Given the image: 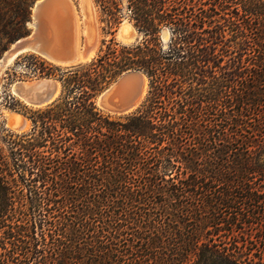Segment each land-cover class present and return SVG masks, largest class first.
<instances>
[{
    "label": "trees",
    "instance_id": "1",
    "mask_svg": "<svg viewBox=\"0 0 264 264\" xmlns=\"http://www.w3.org/2000/svg\"><path fill=\"white\" fill-rule=\"evenodd\" d=\"M38 0H0V57ZM113 35L0 126V264H264V0H97ZM125 18L137 41L115 36ZM135 69V111L98 97Z\"/></svg>",
    "mask_w": 264,
    "mask_h": 264
},
{
    "label": "water",
    "instance_id": "2",
    "mask_svg": "<svg viewBox=\"0 0 264 264\" xmlns=\"http://www.w3.org/2000/svg\"><path fill=\"white\" fill-rule=\"evenodd\" d=\"M61 12L67 15V19L69 21L68 25L71 28L70 33H68V35L64 37L60 32H58L56 29L52 28L50 24H48V21L51 20L50 17L53 14ZM81 12L83 13V16L88 18L83 5H81ZM93 22L94 20L90 22V25L92 27L94 25ZM28 24L30 26H34L33 33L27 37L24 36L20 39H17L10 46V48L5 51L3 57H0V65H2L7 60L8 53L19 52L20 54L22 52L29 51L42 54L44 57L53 62L61 63L62 65H70L77 63L84 58H88L97 45V34H91L87 36L82 52L80 53V51L77 49L76 18L70 2H63L59 0H38L33 7V18L28 22ZM124 35L125 38H129L130 32L126 31ZM133 73L144 74L143 72L135 69L126 71L120 76L119 79L115 80L101 94V96L106 91H108L114 83H118L120 79ZM54 81L57 80L44 78L30 82L28 84L20 82L16 85L15 90L17 88V93L29 105L42 107L49 104L57 96H59L58 87L55 85ZM138 95V91L134 90L133 98H137ZM102 102L104 106H106L108 109H111L112 111H115L114 113L116 114H124L130 112L127 108H120L118 106L120 105V103L116 102V100H114L111 96L103 97ZM18 128L23 129L24 125L20 124Z\"/></svg>",
    "mask_w": 264,
    "mask_h": 264
},
{
    "label": "rangeland",
    "instance_id": "3",
    "mask_svg": "<svg viewBox=\"0 0 264 264\" xmlns=\"http://www.w3.org/2000/svg\"><path fill=\"white\" fill-rule=\"evenodd\" d=\"M66 2H70V5L72 6L74 13H75L77 49L81 53L83 50L84 42L86 41L87 36L91 35V34L92 35L97 34L98 41H97L96 48L94 49L95 55H93V57L96 56L100 52V50L102 49L103 42L106 40L108 41L113 36L111 34V29L109 28V26L107 24L108 21H107L105 14L101 11L100 6L97 5L98 4L97 0H92L93 7H94V15L92 16V18H89V17L86 18L85 16H83V13L81 12V5L83 4V0H66ZM50 19L51 20L48 21V24H50V26H52V28H54L58 32H60L63 37L67 36L68 33H70L71 28L68 25L69 21L67 19V15H65V13L61 12V13L53 14L50 17ZM93 20H94L95 25H93V27H92L90 25V22ZM125 26L128 27V29H130V30H128L130 32L129 38H125L120 34ZM133 26H134L133 22H131L129 20V18H125L124 21L122 23H120L119 26L116 28L117 30H116L115 36L117 37L118 41H120L122 43H131V42L137 41L139 36H138L137 31L133 30ZM30 27H32V29L34 30V26H30ZM32 33H33V31H32ZM23 53L25 54L27 52H22V53L18 54L17 57H14L12 60H10L11 62L5 61L2 65H0V126L1 127L4 126L7 129H12V130H17V131H26L32 127L31 121L23 114L26 111L24 110L22 104L23 105L26 104L30 107H41V106H33V105H29L28 103H26L24 101V99L18 93H16L17 92L15 90L16 85L22 81H24L25 83H30V82H33V81H36L39 79L48 78V77H42L39 75H35L32 73L31 70H29V68L25 67L24 66V63H25L24 59L19 58V56ZM35 53H37V52H35ZM40 55H42V54H40ZM44 58L46 60H48L49 62H52V63L57 64V65H61V66L73 65V64L62 65L61 63L53 62V61L47 59L46 57H44ZM80 62H84V61H80ZM51 79H54V78H51ZM58 83H60V82L58 81ZM60 93H61V85H60V89H59V94ZM147 93H148V88H147V92H146L144 98H142V100H141L140 105L143 103L144 99L147 97ZM98 99H99V97H98ZM97 102H98V100H97ZM19 103H22V104H19ZM140 105L138 107H140ZM42 107H44V106H42ZM100 108L107 111L103 107H100ZM17 114L23 116L24 120H26V123H25L23 129L22 128L18 129V126L13 127V124H14L13 122L15 119L14 116H16ZM263 236H264V232H263ZM263 248H264V240H263Z\"/></svg>",
    "mask_w": 264,
    "mask_h": 264
},
{
    "label": "bare ground",
    "instance_id": "4",
    "mask_svg": "<svg viewBox=\"0 0 264 264\" xmlns=\"http://www.w3.org/2000/svg\"><path fill=\"white\" fill-rule=\"evenodd\" d=\"M59 1L66 2V0H59ZM82 5L86 10L87 16L89 18H92V16L94 15V7L92 0H83ZM128 30L130 29H128V27L125 26L120 34L124 37L125 36L124 33ZM133 30L135 31L136 29L133 27ZM18 54L19 52L8 53L6 62L7 61L11 62L10 60H12L14 57H17ZM93 55H95V51H93L88 58H84L80 61L89 60L93 57ZM21 83L28 84L25 83L24 81H22ZM54 83L58 87V91H59L60 83H58V81H54ZM147 88H148V78L146 77L145 74H135V73L129 74L128 76H125L124 78L120 79L118 83H114L108 91H106L101 97H99L98 105L100 107L105 108L107 111L109 110V112H115L104 106L102 102L103 97L111 96L114 100H116V102L120 103V105H118L120 108H127L128 111L135 110L138 107L139 103L141 102L142 98H144L147 92ZM134 90L138 91L139 93L138 97L135 99L133 98ZM14 117L15 119L13 122L14 123L13 127L14 126L17 127L20 124L25 125L26 120H24L23 116L17 114Z\"/></svg>",
    "mask_w": 264,
    "mask_h": 264
}]
</instances>
